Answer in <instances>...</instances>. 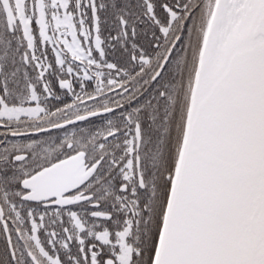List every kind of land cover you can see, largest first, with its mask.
Masks as SVG:
<instances>
[{"label": "snow or ice", "instance_id": "obj_1", "mask_svg": "<svg viewBox=\"0 0 264 264\" xmlns=\"http://www.w3.org/2000/svg\"><path fill=\"white\" fill-rule=\"evenodd\" d=\"M0 264H264V0H0Z\"/></svg>", "mask_w": 264, "mask_h": 264}]
</instances>
